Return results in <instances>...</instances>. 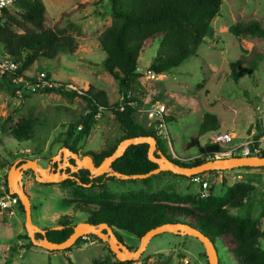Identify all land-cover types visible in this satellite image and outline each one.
<instances>
[{"label": "rangeland", "instance_id": "1", "mask_svg": "<svg viewBox=\"0 0 264 264\" xmlns=\"http://www.w3.org/2000/svg\"><path fill=\"white\" fill-rule=\"evenodd\" d=\"M41 1L46 8L45 28L58 35H70L77 48L72 55L61 54L54 60L36 61L25 75L35 79L43 73L49 82L73 84L77 91H85L91 86L103 90L110 104L121 102L123 93L119 81L114 80L102 68L105 55L99 46V36L111 24V18L106 15L107 2ZM16 11L10 9L9 12L16 15ZM250 21L264 23V0H223L197 55L170 72L157 74L153 79L144 72L148 69L159 42L147 43L141 50L138 66L143 68L145 76L137 74V88L127 96L141 105L146 100H153V103L159 102L166 106V119L170 118L165 121L167 139H159L166 144L172 160L197 155L196 149L187 150L185 146L192 138L199 137L202 146L208 144L214 132L199 135L203 122L207 119L219 127L216 132L229 133L233 144L248 140L264 141V67H257L250 74L244 72L257 55H264V39L238 33L236 29L238 25ZM13 30L17 33L26 31ZM4 61L10 59L0 45V62ZM233 73L238 75L237 78L233 77ZM84 107L85 102L78 97L67 99L58 93L20 89L13 93L0 84V158L9 162L8 166L0 168V180L6 179L12 163L21 157L32 159L35 158L33 154L40 155L36 157L40 160L39 164L47 166L48 161L43 159L58 153L62 147L61 133L67 131L68 122L72 124L84 116ZM26 121L32 122L29 131L31 140L20 141L13 138L11 130ZM135 121L147 128L148 120L144 114L137 113ZM121 137L122 132L114 115L103 111L98 115L96 125L89 135L87 148L99 152L112 147ZM80 145L81 143L77 149ZM82 152L78 153L82 155ZM55 162L56 160L51 166ZM29 172H26V180L34 185L32 191H29L33 223L40 225L42 229H52L57 218L65 215L73 217L74 225L86 221L85 214L73 213L71 206L63 202V191L36 186L38 183ZM204 174L202 178L208 179L209 192L214 196L223 195L226 187L235 183L251 185L253 191L245 206L242 209H230V213L256 219L260 230L264 232V167ZM192 179L176 178L168 172H162L150 176L147 184L142 181L144 179H125L108 182L107 185L116 197L131 192L160 189L199 197V183ZM26 193L28 194L27 191ZM68 197H71L70 194ZM42 204L44 205L40 208ZM115 233L131 251L137 250V237L116 229ZM27 237L24 213L18 206L14 216L0 212V264H69L67 259L72 264H114L117 261L107 242L90 235L87 237L91 243L80 241L70 251L66 249L56 252H48L36 246L29 247L30 240ZM214 245L219 264H235L221 243L216 242ZM260 248L264 251V238L260 240ZM122 263L208 264L199 241L193 237L170 233L155 236L139 259Z\"/></svg>", "mask_w": 264, "mask_h": 264}, {"label": "trees", "instance_id": "2", "mask_svg": "<svg viewBox=\"0 0 264 264\" xmlns=\"http://www.w3.org/2000/svg\"><path fill=\"white\" fill-rule=\"evenodd\" d=\"M100 1L107 2L106 15L111 18V24L99 36V46L105 55L102 65L114 80H118L119 83L124 82L121 85L123 100L110 104L101 89L88 86L85 91L68 92L64 89V84L49 81L48 86L34 90L41 93L62 94L67 99L78 97L85 102L84 116L72 124L68 122L67 131L61 133L62 147H67L74 153L82 151L100 112L109 111L114 115L122 137L112 147L99 152L88 150L81 153L92 157L95 166L111 155L121 140L140 136L155 138L157 151L182 167H193L204 163L206 156L213 159L214 154L221 149L216 145L202 146L199 137H196L185 146L187 150L196 149L202 159L190 164L172 160L166 144L155 135L153 129L135 121L137 109L132 106L133 102L127 99V94L137 88L135 78L139 75L135 71L140 52L147 43L159 42L148 67L150 71L164 74L178 68L197 55L198 48L203 43L210 23L217 15L223 0ZM17 7L18 14L13 15L9 11H4L0 16V45L8 58L17 64L15 71L0 75V84L13 93L19 89L32 91L27 90L24 84L35 81L28 78L25 73L36 61L54 60L61 54L72 55L77 48L70 35H58L45 28L46 8L41 0L19 1ZM62 16H65V13H62ZM13 29L26 31L17 33ZM236 29L238 33L264 39V23L250 21L238 25ZM260 66L264 67V55H257L244 72L250 74ZM232 75L234 78L238 76L234 73ZM121 107H123L122 111H120ZM166 120L170 118H165ZM31 125V121L17 124L11 130V136L20 141L31 140L29 133ZM218 129L219 127L207 119L203 122L199 135L219 131ZM80 143L81 146L77 149ZM147 151L146 144L129 146L110 168L114 173L125 176L147 174L156 168V165L148 160ZM32 156L36 158L40 155ZM261 156L264 157V153ZM8 165V161L0 158V168ZM168 173L176 178L189 179ZM73 176L74 179H66L56 185L69 192L71 197L64 199V203L71 206L73 213L85 214L87 222L95 225L106 224L138 239L157 226L166 223H183L201 231L214 244L221 243L235 264H264V251L260 248V240L264 238V232L260 230L258 221L249 216L238 217L230 213V209H242L245 206L249 194L253 191L251 185L235 183L227 186L223 195L210 194L206 199L179 195L166 189L131 192L116 197L107 185L108 182L121 180L115 176L104 174L91 179L87 170H79ZM194 177L196 176L190 178ZM142 181L147 184L148 178ZM4 187L8 191L6 179ZM17 202L23 214L22 205L19 200ZM55 227L61 228L45 229V236L52 243H62L73 231V217L60 216ZM116 235L122 242L121 237ZM90 236L97 239L93 235ZM41 238L40 234H36V239ZM80 241L81 239H78L66 251L75 248ZM33 246L30 241L29 247ZM67 261L72 264L69 259ZM114 264L123 263L116 261Z\"/></svg>", "mask_w": 264, "mask_h": 264}, {"label": "water", "instance_id": "3", "mask_svg": "<svg viewBox=\"0 0 264 264\" xmlns=\"http://www.w3.org/2000/svg\"><path fill=\"white\" fill-rule=\"evenodd\" d=\"M102 68L104 66L102 65ZM123 81L120 85H123ZM148 145L147 157L151 163L156 165V168L147 174L125 176L114 173L111 170L112 163L121 157L129 146ZM56 160V170L51 166ZM40 160L27 159L22 161L18 159L10 166L6 181L8 192L17 196V199L22 205L24 213V228L27 236L32 244L36 247L51 251H64L70 248L78 239L93 235L102 242H107L110 251L114 254L119 262L137 260L146 250L149 242L157 235L170 233L182 237H193L199 241L205 251L208 264H219L218 255L214 243L205 236L201 231L183 224V223H166L157 226L147 231L139 238V246L136 251H131L121 242L115 234V229L106 224H93L90 222H80L74 225L70 236L62 243H52L47 240L46 230L35 226L31 218V202L28 194L23 187V177L27 171H30L38 184H58L66 179H74L73 174L79 170H87L90 178H96L104 174L115 176L121 180L125 179H147L150 176L157 175L162 172H170L174 175L184 176L187 178L197 176L206 172L212 171H230L240 168H263L264 157H231L220 158L205 161L204 163L195 165L193 167H182L171 162L165 155L157 151L156 140L153 137H132L126 138L119 142L111 155L104 158L98 165H94L93 158L88 155H80L78 152L74 153L67 147H61L48 165L43 167L39 164ZM68 169V172H66ZM61 227H52V229H60ZM105 231V232H104ZM36 234L42 236L41 239H36Z\"/></svg>", "mask_w": 264, "mask_h": 264}, {"label": "built area", "instance_id": "4", "mask_svg": "<svg viewBox=\"0 0 264 264\" xmlns=\"http://www.w3.org/2000/svg\"><path fill=\"white\" fill-rule=\"evenodd\" d=\"M24 0H0V16L3 15L4 11H10V9H14L19 11L18 2ZM17 68V65L12 61H4L0 62V75H3L7 72H13ZM143 68L137 66L135 73L136 74H143ZM150 78H154L157 74L153 73L149 69L145 70L144 74ZM143 74V75H144ZM145 76V75H144ZM34 83H25V87L27 90H36L38 88L48 86V80H46V75L41 73L38 77L33 79ZM21 80H18L20 82ZM64 89L68 92H77V89L72 84L65 85ZM127 99L132 101V106L137 109V113H142L145 115V119L148 120L147 128H152L155 135H157L160 139L165 140L167 139V130H166V122L165 118L167 116V109L166 106L162 103L155 102L153 100H146L145 104H138L137 101L133 100L132 98ZM142 102V101H141ZM123 110V107L120 108V111ZM80 130V127L78 128ZM208 145H216L222 149L223 151H219L218 153L214 154L213 159H220V158H231V157H262L261 155L264 153V141L262 140H248L246 142L240 144H233L232 138L229 133L227 132H214L208 141ZM175 158V157H174ZM202 159L201 155H196L188 159H173L178 162L188 164V162H195L197 160ZM205 161L212 160L210 156H206ZM190 164V163H189ZM205 176V174H204ZM202 176H196L192 179V181H196L199 184V198L206 199L210 196L209 186H208V179L202 178ZM5 180H0V212L5 213L8 216H14L16 207L18 206V199L14 195L10 194L8 191L5 190L4 187ZM81 241L90 242V239L87 236L80 238Z\"/></svg>", "mask_w": 264, "mask_h": 264}, {"label": "crops", "instance_id": "5", "mask_svg": "<svg viewBox=\"0 0 264 264\" xmlns=\"http://www.w3.org/2000/svg\"><path fill=\"white\" fill-rule=\"evenodd\" d=\"M89 138V137H88ZM79 146V145H78ZM81 146V145H80ZM79 148V147H78ZM89 149L87 148V144H86V146L82 149V151H88ZM91 151H93V150H91ZM78 152H80V151H78ZM26 178H27V175H25L24 177H23V187H24V190H25V192L27 191L28 192V196H31V193L29 192L31 189H33L34 188V185H31V183L28 181V180H26ZM36 186H42V187H44L46 190H56V191H63L64 192V194L65 195H63L62 196V200H63V202H64V199H69L70 197H68V194H69V192L68 191H66V190H64V189H61L58 185H51V186H46V184H38V185H36ZM32 191V190H31ZM30 202H31V199H30ZM44 203H46V202H44ZM66 204V203H65ZM44 204H42L41 206H40V208H42V206H43ZM68 205V204H67ZM32 206V205H31ZM70 206V205H69ZM57 217V216H56ZM31 218H32V207H31ZM58 219V218H57ZM32 223H33V220H32ZM35 226H37V227H40L41 228V226L40 225H37V224H35V223H33ZM43 229H45V228H43Z\"/></svg>", "mask_w": 264, "mask_h": 264}, {"label": "flooded vegetation", "instance_id": "6", "mask_svg": "<svg viewBox=\"0 0 264 264\" xmlns=\"http://www.w3.org/2000/svg\"><path fill=\"white\" fill-rule=\"evenodd\" d=\"M52 157L53 156H50L48 159H43V160H47L48 162H50L51 160H52ZM19 159H21L22 161H25V160H27V159H30V158H28L27 156L26 157H21V158H19ZM33 159V158H32ZM35 159V158H34ZM41 165V164H40ZM42 166V165H41ZM56 166H57V164H56V162H55V165H53L52 167L54 168V170H56ZM43 167H45V166H43ZM66 172H68V169H66ZM31 175H32V173L31 172H29ZM25 175H27V173H25ZM24 175V176H25ZM33 176V175H32ZM34 177V176H33ZM51 185H54V184H51ZM86 220H87V218H86ZM86 222V221H85ZM116 234V233H115Z\"/></svg>", "mask_w": 264, "mask_h": 264}, {"label": "clouds", "instance_id": "7", "mask_svg": "<svg viewBox=\"0 0 264 264\" xmlns=\"http://www.w3.org/2000/svg\"><path fill=\"white\" fill-rule=\"evenodd\" d=\"M73 85V84H72ZM75 86V85H74ZM78 92V91H77Z\"/></svg>", "mask_w": 264, "mask_h": 264}]
</instances>
